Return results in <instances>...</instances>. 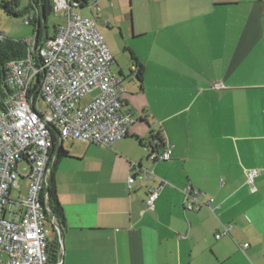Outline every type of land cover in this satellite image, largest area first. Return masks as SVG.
<instances>
[{"label":"crops","instance_id":"1","mask_svg":"<svg viewBox=\"0 0 264 264\" xmlns=\"http://www.w3.org/2000/svg\"><path fill=\"white\" fill-rule=\"evenodd\" d=\"M147 1L146 18L135 19L147 45L131 55L140 77L111 67L135 122L110 147L62 143L51 183L63 222L48 224V241L58 242L61 264H264V0ZM127 2L99 0L103 21L88 13L122 39ZM29 6L33 25L40 4ZM152 137L171 146L168 162L147 160ZM133 163L154 176L128 189ZM161 180L154 211H145ZM188 186L209 207L185 210ZM224 226L229 234L216 239Z\"/></svg>","mask_w":264,"mask_h":264},{"label":"built area","instance_id":"2","mask_svg":"<svg viewBox=\"0 0 264 264\" xmlns=\"http://www.w3.org/2000/svg\"><path fill=\"white\" fill-rule=\"evenodd\" d=\"M98 1L51 0L52 13L62 15L65 24L56 26L51 36L45 32L42 38L33 34L23 40L25 56L7 64V96L0 108V258L5 257V264H48V224L55 229L59 226L49 210L47 189L62 143L78 140L110 147L125 138L135 122L124 109L122 79L111 72L113 54L99 31L97 18L80 15V11L99 13ZM137 72L132 66L131 73ZM92 92L97 95L81 106L82 98ZM38 100L45 104V111L37 110ZM171 153V146L153 139L148 144L147 160L168 162ZM20 163L28 165L24 177L28 184L26 195L17 202L9 197L14 191L20 195L16 170ZM257 175L256 170L246 173L251 193L256 192ZM152 176L153 172L141 165L131 164L128 189ZM162 184L161 180L148 189L145 211H154ZM182 193L187 211H198L212 202L200 201V193L190 186ZM230 229L224 226L215 238L228 235ZM60 255L58 246L56 264H61Z\"/></svg>","mask_w":264,"mask_h":264},{"label":"rangeland","instance_id":"3","mask_svg":"<svg viewBox=\"0 0 264 264\" xmlns=\"http://www.w3.org/2000/svg\"><path fill=\"white\" fill-rule=\"evenodd\" d=\"M125 1V4L127 5V0ZM31 0H19V8L23 11L21 15L19 16H10L7 15L4 11V9L0 6V35H3L7 38H11L14 40H27L32 38L33 34V25H26L25 20L33 15V10L28 8ZM128 26L126 29V34H124V37L121 39L118 30L111 29V32H109L108 29H106L103 24H98V28L100 33L102 34L106 44L110 48L113 57H114V63L120 68L122 71V74L125 77H129L132 75L131 72V66H132V60L131 55L135 52H140L146 47L147 45V37H140L137 35L138 29L135 24V19L141 17L146 18L149 3L147 0H130V4L128 5ZM28 9V11L26 10ZM100 15L103 21V7L100 6ZM27 11V12H25ZM123 12V10H122ZM112 15L115 17L116 20L121 18V12L119 9H111ZM80 15L82 16H88L90 15L87 11H80ZM104 19L108 20L109 23L112 26H115L117 22L113 21V17L111 15H108L107 17H104ZM65 24V18L62 15L49 13L47 20H46V28H47V34L50 36L54 32V27L58 25H64ZM132 28V29H131ZM133 30L134 35H129V31ZM42 34L45 33L43 27H41ZM115 36V37H114ZM112 69L113 71L116 70ZM115 73H118L117 71ZM97 95V92H92L88 95H86L82 100L80 101L81 106H85L88 104L95 96ZM36 108L38 111H45L46 106L43 103L42 100L36 101ZM17 172H18V184L20 186V195L14 191L10 194V200L12 201H21L24 196L26 195V189H27V180L24 178L25 175L28 173V165L26 163H20L17 166Z\"/></svg>","mask_w":264,"mask_h":264},{"label":"trees","instance_id":"4","mask_svg":"<svg viewBox=\"0 0 264 264\" xmlns=\"http://www.w3.org/2000/svg\"><path fill=\"white\" fill-rule=\"evenodd\" d=\"M40 1V2H39ZM39 2L40 4V15L37 19H33L34 30L33 33L36 34L37 38H40V20L43 21V29L46 30V20L49 13H52L51 9V0H33V3ZM0 6L4 9L5 13L10 16H19L21 15L20 11H17L19 5L18 0H1ZM28 8H31L28 6ZM28 11V9L26 8ZM25 11V12H27ZM26 54V45L23 40H14L7 38L3 35H0V108L3 106V103L7 96V88L5 86V73L8 62L12 60L21 59ZM141 71L138 69L137 78L140 77ZM153 139H158L157 137H152ZM64 156L65 153L61 150V146L57 150V157ZM47 198L49 210L57 221L58 226L61 228L63 217L62 212L59 206V203L54 194L52 187L51 179L47 189ZM48 264H56L58 261V242L53 240L48 241Z\"/></svg>","mask_w":264,"mask_h":264},{"label":"water","instance_id":"5","mask_svg":"<svg viewBox=\"0 0 264 264\" xmlns=\"http://www.w3.org/2000/svg\"><path fill=\"white\" fill-rule=\"evenodd\" d=\"M54 218V217H53Z\"/></svg>","mask_w":264,"mask_h":264}]
</instances>
